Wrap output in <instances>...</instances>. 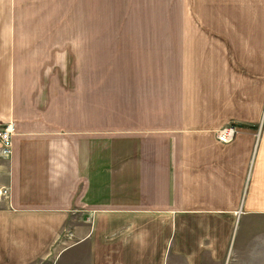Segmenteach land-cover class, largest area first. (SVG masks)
Returning <instances> with one entry per match:
<instances>
[{"label": "crops", "instance_id": "0c3cea01", "mask_svg": "<svg viewBox=\"0 0 264 264\" xmlns=\"http://www.w3.org/2000/svg\"><path fill=\"white\" fill-rule=\"evenodd\" d=\"M204 1L196 17L191 0L185 17L115 39L130 85H103L77 83L75 34L60 20L28 16L61 0H0V123L14 126L0 159V264H161L177 227L190 247L193 229L208 239L264 214V0ZM189 30L206 49L187 89L153 73ZM153 49L163 63L140 67ZM228 122L236 134L222 143Z\"/></svg>", "mask_w": 264, "mask_h": 264}, {"label": "rangeland", "instance_id": "374dc122", "mask_svg": "<svg viewBox=\"0 0 264 264\" xmlns=\"http://www.w3.org/2000/svg\"><path fill=\"white\" fill-rule=\"evenodd\" d=\"M190 1L61 0L59 9L37 11L29 9L27 12H29V17L32 14L33 17L58 19L61 32L75 34L77 83L85 76L86 78L90 77V84L93 82L98 84L101 78L103 85H130L127 82L130 79V73L125 78L126 74L120 72L123 60L124 62L126 60L130 67V53L125 51V48H118L115 39L120 38L121 35H130L135 28L134 24L141 23V21L144 23L149 18L157 21L185 17L186 12L189 11L187 7ZM195 2L192 0L193 17L197 16L195 14L197 3L196 11L193 4ZM205 4H210V0L204 1L203 5ZM205 12L211 16L210 8ZM214 13L217 14V6ZM220 13H222L221 10ZM246 15L249 16V13L247 12ZM67 19H69V26H67ZM206 20L208 21L206 24H208L209 19ZM188 22V27L191 28L192 24L190 21ZM172 37L171 63L165 64L170 68L165 66L157 68V73H153V75L159 79L161 74L162 77H166L171 73V81L174 85L177 82L179 85L187 83L185 87L190 89L196 85V56L198 57L199 51L205 50L206 47L203 42L195 40L191 30L185 36L176 33ZM160 54L158 50L153 49L145 62L140 61V67L162 64L161 59H156ZM119 56L122 59H117ZM137 71L135 82H138L139 85L140 78L144 75H142V70ZM229 124H233V122H228L223 126ZM218 129L215 130V133ZM245 214L240 217L236 225H234L235 221H228L227 230H223V225H221L219 235H217L219 229L216 228L208 239L206 235H200V229H193L194 243L190 247H182L184 245L180 241L178 227L173 229L171 238L165 245L166 251L161 264H264V214L254 212ZM66 234L67 231L64 233L65 236H60L61 245L65 244L62 238L68 241ZM203 236H205L204 243ZM198 243L201 246H197Z\"/></svg>", "mask_w": 264, "mask_h": 264}, {"label": "built area", "instance_id": "2783aa9c", "mask_svg": "<svg viewBox=\"0 0 264 264\" xmlns=\"http://www.w3.org/2000/svg\"><path fill=\"white\" fill-rule=\"evenodd\" d=\"M14 126L12 122L0 123V159H9L13 152V145L11 135ZM236 134V128L234 125H226L220 127L216 131V138L222 143H227L231 141ZM1 195H7L8 190L3 189L0 193ZM67 238L72 239L73 233L71 231L67 232Z\"/></svg>", "mask_w": 264, "mask_h": 264}]
</instances>
